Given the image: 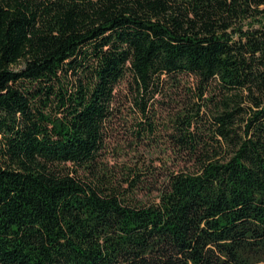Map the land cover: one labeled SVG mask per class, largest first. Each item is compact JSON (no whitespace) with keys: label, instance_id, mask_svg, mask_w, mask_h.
<instances>
[{"label":"trees","instance_id":"obj_1","mask_svg":"<svg viewBox=\"0 0 264 264\" xmlns=\"http://www.w3.org/2000/svg\"><path fill=\"white\" fill-rule=\"evenodd\" d=\"M0 264H264V0H0Z\"/></svg>","mask_w":264,"mask_h":264},{"label":"rangeland","instance_id":"obj_2","mask_svg":"<svg viewBox=\"0 0 264 264\" xmlns=\"http://www.w3.org/2000/svg\"><path fill=\"white\" fill-rule=\"evenodd\" d=\"M113 162H114V161H113V160H111L109 163H110V164H113Z\"/></svg>","mask_w":264,"mask_h":264}]
</instances>
